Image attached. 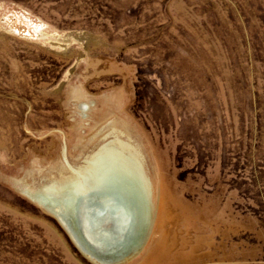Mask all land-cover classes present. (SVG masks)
I'll return each mask as SVG.
<instances>
[{
    "label": "rangeland",
    "instance_id": "1",
    "mask_svg": "<svg viewBox=\"0 0 264 264\" xmlns=\"http://www.w3.org/2000/svg\"><path fill=\"white\" fill-rule=\"evenodd\" d=\"M0 264H264V0H0Z\"/></svg>",
    "mask_w": 264,
    "mask_h": 264
},
{
    "label": "bare ground",
    "instance_id": "2",
    "mask_svg": "<svg viewBox=\"0 0 264 264\" xmlns=\"http://www.w3.org/2000/svg\"><path fill=\"white\" fill-rule=\"evenodd\" d=\"M132 154V153H131ZM135 156V155H134ZM137 156V155H136ZM128 158V157H127ZM114 160L115 159V155L114 153L111 152L110 148H106L103 147L102 150L96 152L90 159V161L88 160V166L86 167H81L79 169L76 170V173L78 174V177H75L77 180L76 182V186L78 188L81 189H85V185L79 180V177L81 176V174H85L89 176V173H91V171H93L94 166H93V162H99V163H104L105 161L108 160ZM126 160V159H125ZM136 160V159H135ZM118 161V160H117ZM109 162V161H108ZM107 162V163H108ZM126 163V162H125ZM135 163V162H134ZM96 164V163H94ZM124 164V163H123ZM132 164V163H131ZM102 165V164H101ZM115 165V164H114ZM125 165V164H124ZM123 165V166H124ZM104 167V166H103ZM102 167V168H103ZM111 167V166H109ZM101 168V167H100ZM140 168V167H139ZM99 169V168H97ZM118 169V168H115ZM123 169V168H122ZM126 171L129 172V178H133L134 180H138L139 175L138 174H134V172L131 171V169L129 168H124ZM120 170V169H119ZM99 171V170H98ZM97 171V173H98ZM123 171V170H122ZM103 172V171H102ZM101 173V172H100ZM76 174V175H77ZM82 174V175H83ZM96 174V173H95ZM94 174V175H95ZM99 174V173H98ZM103 174V173H101ZM74 175V174H73ZM125 175V174H124ZM134 175V176H133ZM96 176V175H95ZM94 176V177H95ZM100 176V175H99ZM126 176V175H125ZM105 177V176H104ZM127 177V176H126ZM91 178V177H90ZM98 178V177H97ZM93 179V178H92ZM95 179V178H94ZM93 179V180H94ZM102 179V178H101ZM96 180V179H95ZM100 180V179H99ZM94 182V181H93ZM96 182V181H95ZM102 183V182H101ZM135 183V182H134ZM97 184V183H96ZM101 185V184H100ZM94 186V185H93ZM102 186V185H101ZM144 186V185H143ZM58 187V186H57ZM105 187V186H104ZM147 190V188H146ZM145 190V191H146ZM126 192V191H125ZM143 194V192H142ZM147 194V193H146ZM125 196V195H124ZM143 196V195H142ZM147 196V195H146ZM123 199V198H122ZM126 199V198H125ZM145 199V198H144ZM145 201V200H144ZM109 202V201H108ZM105 204L104 206H100L98 208H96V210L94 211L93 215H92V223L96 225V227L102 225V224H106L107 225V229L110 230V232L112 233V235L110 236V238H112L114 241L117 240L119 241L121 245H123L124 243H126V240L122 239L124 238V236L126 234H129V232L131 231V228L133 227V224L129 225V220L131 218V213H129V211L125 206H123L122 202H119L118 204H110L108 203ZM127 202V201H126ZM44 204V202H42ZM131 204V203H130ZM130 206V205H129ZM93 207V205H92ZM95 209V208H94ZM145 209V208H144ZM147 210V209H146ZM148 211V210H147ZM133 219V218H132ZM134 221V220H133ZM132 223V222H131ZM128 225L130 226L128 228ZM106 229V230H107ZM108 233V231H107ZM127 237V236H126ZM131 237V236H130ZM121 238V240H120ZM112 244V243H111ZM131 244H134V239L131 241L129 240L128 243H126L125 245H123V249H127L128 246L130 247ZM108 245V244H107ZM112 247V246H111ZM117 247V246H116ZM117 249V248H116ZM120 249V248H119ZM103 250V249H102ZM112 251V250H111ZM112 253V252H111Z\"/></svg>",
    "mask_w": 264,
    "mask_h": 264
}]
</instances>
